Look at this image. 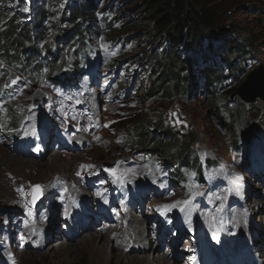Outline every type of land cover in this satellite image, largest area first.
Returning <instances> with one entry per match:
<instances>
[{"label":"rangeland","instance_id":"obj_1","mask_svg":"<svg viewBox=\"0 0 264 264\" xmlns=\"http://www.w3.org/2000/svg\"><path fill=\"white\" fill-rule=\"evenodd\" d=\"M33 1L28 0L30 3ZM62 1L37 0L31 6L30 12H43L40 15L43 26H47L49 22L46 18L49 13L56 17V24L59 26L60 11L66 10L62 9ZM111 1L113 0H105L107 5ZM114 1H119L120 4L115 10L118 16L116 23L121 24L120 31L111 34L93 26L89 29V41L84 43L85 46L90 43V46L81 53L84 55L83 61L78 62L80 57H77L79 76L74 81L76 85L72 91H68L70 85H67L71 82L63 81L61 85L53 86L52 79L47 78L49 73H33L30 78L21 77L14 68L0 59V264H88L85 259L73 263L74 254L65 252L63 245L80 250L82 236L88 232L97 236L99 230L107 231L105 237L110 239L106 241L104 256L108 258L116 253L119 259L111 264L125 263L145 255L125 253L120 243L109 238L119 235L123 230L120 227L122 216L116 219L115 224H95L91 219L87 223L84 216L74 222L73 217L62 219L60 205L55 207L56 202H61L56 199V193L65 191L80 200H87L88 206L96 210L97 206L90 191H97L98 188L94 185L87 188L84 183L87 178L101 175L111 163H114L112 169H116V174L110 172L108 178L120 180L122 183L147 182L149 187L145 189L147 185L144 183L141 191L145 200L150 202L149 205L154 206V213L159 208L170 210L172 205L180 208L184 204L177 202H183L185 194L200 191L204 182L212 187L213 193L215 188L222 186L218 185L219 181H227L228 185L235 184V193L249 198L253 213L260 214L264 210V174L249 175L234 149L236 135L245 139L252 134L253 137L261 136L259 142L264 141V99L255 97L253 101L246 102L233 92L252 70L261 67L264 72V0H195L197 5L207 6L216 14L217 22L213 34L217 35V45L220 44L217 48L219 56L226 52L229 54L235 49L228 42L221 43L231 35L238 37L239 47H243L242 44L245 43L249 50L242 53V58L232 59L235 62L232 71L239 66L240 72L226 79V87L217 94V98L226 102L230 109L228 113H224L231 116L226 122L218 118L215 103L205 95L208 91H203L205 83L201 81V74L197 71L187 74L188 84L181 91L177 90L179 84L174 85L184 78L179 75L178 81L172 83L170 94L161 92L155 97L148 95L145 83L150 60L147 56L149 48L156 40L151 41L147 35L155 31L159 34L162 32L154 27L153 17L146 15L140 3L135 0ZM7 2L8 0H0L5 5V13L17 14L18 9L24 11L26 8V2L21 0H12V4L6 5ZM55 5L59 11H46ZM70 6H78L77 0H69L67 7ZM1 20L0 18V22ZM60 37V34L57 35V38ZM115 41L116 44L123 43L122 54L113 56L106 63L102 52ZM40 51L29 49L28 52L36 55ZM77 51L78 45L74 43L65 50V58L72 61V67ZM41 56L45 54L41 53ZM111 60L113 62L109 63ZM112 66L114 68L105 73ZM178 68L179 66H168L167 69L174 71ZM57 71L59 73H52V78L62 76V71ZM90 72H95L92 80L87 76ZM12 76L19 78L14 85L11 84ZM6 84L11 86L5 88ZM38 90L45 96V100L34 108L33 100ZM138 113L146 117L145 127L148 129L150 143L159 146L155 149V155L141 153L125 139L127 126ZM8 122L9 125L5 126ZM165 128L174 129L179 140L184 139L189 150L194 151L204 163L201 167L203 182L189 180L184 190L178 186L179 176L172 172L173 168H168L167 159H161L159 153H163V147L168 141ZM25 134L32 139L26 153L22 149L24 141L28 140L23 137ZM59 135L65 139V143L60 145L57 144ZM14 139L18 143L16 147ZM158 139H162L161 143H158ZM252 140L254 139H249L248 144ZM39 145L43 147L38 150ZM58 156L64 160L54 162ZM126 157L128 162H125ZM207 161H211V164L208 165ZM158 173L167 174L170 178V194L155 193L153 184L163 186V183L156 181ZM187 176L190 174L185 173L184 177ZM35 185L42 186L44 202L40 207L33 208L30 201L33 196L22 195L18 188H22L25 193H31L32 186ZM228 185L224 186L227 198L231 192L229 190L232 189ZM12 198L13 201H10ZM150 206L141 207V216L147 214ZM225 206L228 207L227 202ZM197 209L199 208L194 210L197 215L192 220L198 216ZM76 210L78 209L73 214ZM229 216L230 213H226V218ZM134 217L139 221L137 225H133L136 232L134 237L143 238L142 231L140 235L138 230H144L148 235L146 243L152 242L149 228L142 229L137 215ZM254 218L257 223L262 224L258 225V230L252 227L251 231L264 234V216L254 215ZM193 223L191 225L195 226ZM76 229L78 231L74 233ZM205 234L211 235L212 230ZM169 235L173 237L170 242L173 247H181L194 240L189 232H177L173 235L170 231ZM21 237L24 238L23 241ZM165 238L163 235V239ZM97 242L101 243L102 238ZM114 244H119L120 248L112 250L111 245ZM152 245L154 253L151 254V248L147 257L150 260L153 258V264H159L157 256H164L169 264H175V256L177 261L181 259L175 250L170 251L171 256H167L168 250L157 255L155 252L158 244ZM134 249L137 251V248ZM183 251L188 252L189 249L184 248ZM183 261L185 262L181 260L179 264H184Z\"/></svg>","mask_w":264,"mask_h":264},{"label":"trees","instance_id":"obj_2","mask_svg":"<svg viewBox=\"0 0 264 264\" xmlns=\"http://www.w3.org/2000/svg\"><path fill=\"white\" fill-rule=\"evenodd\" d=\"M68 1L63 0L61 2L65 8H67ZM135 1L142 5V10L146 12L148 17H153L154 27L162 32L159 34L155 31L147 35L151 41L156 40L149 48L147 56L150 60V69L145 83L148 95L155 97L161 92L170 94L171 89H173L172 83L178 81L179 75L184 78L174 85L179 84L177 90L181 91L183 86L188 84L187 74L197 71L201 74V81L205 83L203 91H208L205 95L215 103L218 118L222 122L228 121L231 116L224 113H228L230 109L226 102L217 98V94L220 89L224 88L226 78L239 73V66L235 67L234 72L232 71L235 64L232 59L234 57L240 58L242 53L248 52L246 44L243 43V47H239V40L235 35H231L227 39L224 38L223 43L228 42L230 46H235V49L229 54L226 52L219 56L214 45L217 35L213 34L217 22L216 14L207 6L197 5L195 0ZM77 4L78 6L74 8L68 7L66 13L62 12L60 21L64 20V26L61 23L58 26L56 24L58 20L50 14L45 15L49 22H47V26H43L40 17L43 12L37 11L34 18L29 19L24 13L14 15L3 12L5 5L0 3V18L2 19V23L0 22L2 24L0 26V59L6 65L16 69L25 78H30L35 72L44 73L46 71L45 75L49 73L47 78L54 82L57 77L52 78V73L57 69L66 75V72H63L66 60L64 57L62 59L58 57L63 51L64 43L68 45L78 44V49L81 50L86 48L84 40L88 42V32L92 26L101 31H109L111 34L118 33L121 28V24L116 23L118 16L115 11L116 7L120 5L119 1L115 3L113 0L107 5L105 0H77ZM59 34L61 36L60 41L57 40ZM41 40L46 42V47L49 41L54 40L56 42V54L47 50L48 55L45 58L28 52L29 49L31 51L40 50ZM122 45L123 43L116 44V41L111 45L115 47V55L122 54ZM111 50L109 48L108 51ZM239 52H241L240 55H237ZM217 55L221 58L219 64L215 62ZM229 56L232 57L229 58ZM74 57L77 58L76 55ZM209 57L213 58V62L210 61ZM168 66H179V68L171 71L167 69ZM113 68V66L109 67L105 73ZM68 71V76L77 74V59L74 61V66L70 67ZM53 86L55 85L53 84ZM146 124L145 115L138 113L134 121L128 124L125 139L130 141L135 149L140 152L155 155V149L159 146L150 143ZM8 125L9 122L5 124V126ZM158 126L160 128L159 123ZM165 129L168 141L163 147V153L159 152L161 159H167L169 168H172L173 164L176 165L177 169L175 167L176 170L172 171L179 176L187 170H201V162L195 152L189 150L186 141L184 139L179 140L176 131L170 128ZM161 140L158 139V143H161ZM240 142L239 135H236L234 149L239 148ZM207 163L210 162L207 161Z\"/></svg>","mask_w":264,"mask_h":264},{"label":"bare ground","instance_id":"obj_3","mask_svg":"<svg viewBox=\"0 0 264 264\" xmlns=\"http://www.w3.org/2000/svg\"><path fill=\"white\" fill-rule=\"evenodd\" d=\"M58 157L54 159V162H59V161L64 160L63 157L62 158L60 157L58 158ZM10 201H13V198L10 199ZM196 211L198 213V216H197V220L193 223V225L200 226L201 224H206V227L201 229V232L202 233L210 232L211 229L209 228V224H208L209 222L208 212L202 208H199ZM138 223L139 221L133 215H130V218L126 224L124 223L120 224L121 225L120 227L123 228V230H121V233L117 236L115 235L116 237L115 236L109 237L111 239L114 238L117 243H120L122 247L124 248L125 253L130 252V253L145 254L143 256L141 255L134 259L128 260L125 263H119V264H153V262H155L153 258L150 260L149 257H147L148 252L153 246L151 243H146L147 236H148L147 233L143 232L144 230L139 229L138 234L142 235L143 233V238L142 236H138L137 237L138 239L134 237L136 232H135V227H133V225H137ZM116 225H119V224H116ZM253 229H257V227L253 226ZM97 233H99V235L97 236L94 235L93 232H88L87 235L85 236L83 235L81 238L82 244L80 246L81 248L80 250L78 248L73 250L72 249L73 246H70L68 244H67L68 246L63 245L65 252H69L72 255L74 254L73 263H75L76 261H81L82 259H85L88 264H111L112 262L119 260L116 257V253H112L111 255L108 256V258L104 256L105 248L107 247L106 241L108 240L110 241V239L107 238L108 239L107 240L105 237V233L107 234L108 232L105 230H99ZM101 238H102V242L101 243L97 242V240ZM111 247H112V250H117L120 248V245L114 244V245H111ZM134 248H137L136 249L137 251H135ZM85 249L86 251H84ZM157 259H158L159 264H169L167 258H165L164 256L163 257L157 256ZM171 259L173 260V258Z\"/></svg>","mask_w":264,"mask_h":264},{"label":"water","instance_id":"obj_4","mask_svg":"<svg viewBox=\"0 0 264 264\" xmlns=\"http://www.w3.org/2000/svg\"><path fill=\"white\" fill-rule=\"evenodd\" d=\"M234 92L239 96L241 100H244L246 102L253 101L255 97L264 99V72L262 68L260 67L259 69H254L249 72L245 81ZM44 97L45 96L41 95L40 91L38 90L34 96L33 106L37 107L40 101L44 99ZM126 160H128V158H126ZM113 165L114 163H111L106 169H112Z\"/></svg>","mask_w":264,"mask_h":264},{"label":"snow or ice","instance_id":"obj_5","mask_svg":"<svg viewBox=\"0 0 264 264\" xmlns=\"http://www.w3.org/2000/svg\"><path fill=\"white\" fill-rule=\"evenodd\" d=\"M23 10H24L25 12H27V11H29V8L26 7V8H24ZM18 79H19V78L13 79L12 82H11V84H12V85L16 84V82H17ZM10 86H11V85L6 84L4 87H5V88H8V87H10ZM108 171H110L113 175L116 174V169H109ZM77 175H79V173H77ZM41 189H42V186H41V185H35V186H32V192H31V193H25V192L23 191L22 188H18V191H20L21 194L24 195V196L32 195V196H33V203H34L35 200L38 199L39 196L42 194ZM180 203H183V204L187 205V204L190 203V201L177 202V204H180ZM175 206H177V205H172V207H175ZM182 210H183V209H182ZM29 215H31V213H29ZM23 239H24V238L21 237V240H22V241H23Z\"/></svg>","mask_w":264,"mask_h":264}]
</instances>
